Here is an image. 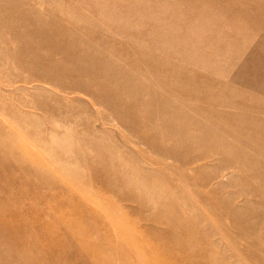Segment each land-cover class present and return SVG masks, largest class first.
<instances>
[{"label":"rangeland","instance_id":"obj_1","mask_svg":"<svg viewBox=\"0 0 264 264\" xmlns=\"http://www.w3.org/2000/svg\"><path fill=\"white\" fill-rule=\"evenodd\" d=\"M11 160L0 264H264V0H0Z\"/></svg>","mask_w":264,"mask_h":264},{"label":"bare ground","instance_id":"obj_2","mask_svg":"<svg viewBox=\"0 0 264 264\" xmlns=\"http://www.w3.org/2000/svg\"><path fill=\"white\" fill-rule=\"evenodd\" d=\"M253 130H254V128H253ZM257 141H259V139H258V137L257 136H255L254 137V142H255V144H257L256 142ZM257 148L258 147H261V145H259V144H257V146H256ZM259 149V148H258ZM260 150V149H259ZM19 162H16L15 160H11V162L10 163H8L5 167H3V166H0V176H1V179H0V181L2 182V180L3 181H5V183L6 184H10V185H21V186H19V187H17V189L18 188H20V187H24V186H26V188L28 187L29 188V190L31 191V194H30V196L32 195V194H35L36 195V197H38L39 198V194H40V192L39 191H36V190H34V188H33V184H35V183H33L31 180H30V178H28V177H26V176H24V174H25V172H26V170H24V168L23 167H21V165H19L18 164ZM28 173V172H27ZM2 183H4V182H2ZM9 185V186H10ZM15 186V187H16ZM3 187H4V185L3 186H1L0 185V189L1 190H3ZM7 190V189H6ZM10 190V189H9ZM28 190V191H29ZM26 191H27V189H26ZM29 191V192H30ZM4 192V191H3ZM28 192V193H29ZM39 194H38V193ZM1 193V192H0ZM6 193H8L7 191H6ZM27 193V194H28ZM9 194V193H8ZM11 195V194H10ZM9 195V196H10ZM34 195V196H35ZM41 195V194H40ZM8 196V197H9ZM20 196V195H19ZM28 197H29V195H28ZM35 197V198H36ZM40 197H42V196H40ZM32 198V197H31ZM35 198H33L34 200H35ZM43 198V197H42ZM38 200V199H37ZM36 200V201H37ZM40 200H41V198H40ZM2 201V200H1ZM6 201H7V199H6ZM12 202H13V200H12ZM4 203V202H3ZM15 203V202H14ZM1 204H2V202H1ZM16 204V203H15ZM17 205V204H16ZM16 205H14V206H16ZM18 205H19V202H18ZM20 206V205H19ZM22 208V207H21ZM24 209V208H23ZM35 211H36V209H34ZM37 213H34V212H30V217L32 218V222H33V224L31 225V226H33V228H37V227H39V228H46V227H52V226H54V225H56L57 223H47V222H44V221H42L41 219L40 220H38L37 219V215L39 214V211H36ZM61 213V212H60ZM41 214V213H40ZM56 214V213H55ZM62 215H61V218H64V217H68V216H66V213H61ZM57 215V214H56ZM58 216H59V214H58ZM57 216V217H58ZM39 217V216H38ZM1 218V217H0ZM15 219V218H14ZM16 220V219H15ZM21 222V221H20ZM24 223V222H23ZM22 223V224H23ZM26 223H28V222H26ZM60 223H62L63 224V226L65 227V228H63V232L62 233H64V236H66L67 238H68V240L69 239H71L72 237H74V236H77V235H79V234H77V231L78 230H75L74 229V224H71V223H68V222H66V221H64V222H60ZM17 224V223H16ZM18 224H20V223H18ZM31 224V223H30ZM27 225V224H26ZM25 225V226H26ZM58 226H61L60 224H57ZM37 226V227H36ZM24 229V228H23ZM26 229V228H25ZM17 230H20V228H17ZM75 231H76V233H75ZM78 233H80V234H86V233H89V229L87 228V227H85V226H82L81 227V229H79V232ZM17 237V236H16ZM24 237V236H23ZM26 237V236H25ZM18 240L19 241H21V238H19L18 237ZM23 241V240H22ZM24 242V241H23ZM164 243V242H163ZM21 245V244H20ZM164 247H165V249L166 250H168L167 248H166V242L164 243ZM77 252H78V250H76ZM76 253V252H75ZM73 254V253H72ZM77 256V254H74V256L73 257H76Z\"/></svg>","mask_w":264,"mask_h":264}]
</instances>
